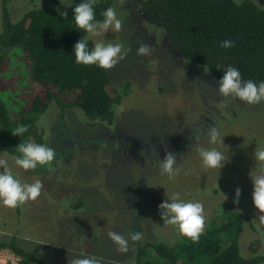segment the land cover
Listing matches in <instances>:
<instances>
[{"label":"rangeland","instance_id":"rangeland-1","mask_svg":"<svg viewBox=\"0 0 264 264\" xmlns=\"http://www.w3.org/2000/svg\"><path fill=\"white\" fill-rule=\"evenodd\" d=\"M59 1L74 5L77 0ZM253 1L264 7V0ZM46 4L47 0H9L8 8L17 20L30 8ZM113 6L123 21L122 30L87 34L86 39L122 43L127 50L126 58L108 70L113 86L129 84L114 125L90 127L81 112L67 110L62 115L51 105L38 123L43 144L56 151L50 165L25 171L13 157L0 153L22 183L38 179L43 184L35 201L17 208L0 203V225L7 223L0 226V237H15L50 264H69L89 255L102 258V264H127L136 244L172 243L181 235L163 222L158 207L179 194L185 202L203 204L204 230L223 203L244 214L248 221L239 238L241 253L264 257V226L258 224L264 213L252 202L251 178L264 170V163L254 158L255 151L264 149V102L249 105L221 96L215 80L183 61L162 31L146 25L134 0L122 6L114 0ZM140 42L152 46L151 55H137ZM212 126L219 130L222 144L209 142ZM199 147L223 153V167L205 168ZM166 152L176 156L178 172L172 178L160 169ZM237 188L241 195L234 204ZM64 199L86 206L72 209ZM109 231L125 237L136 231L143 239H129L128 252L120 253Z\"/></svg>","mask_w":264,"mask_h":264},{"label":"trees","instance_id":"trees-1","mask_svg":"<svg viewBox=\"0 0 264 264\" xmlns=\"http://www.w3.org/2000/svg\"><path fill=\"white\" fill-rule=\"evenodd\" d=\"M47 2L13 20L9 0H0V153L11 157L19 155V143H44L38 123L51 105L62 115L67 110L81 112L90 127L93 123L110 127L129 90L128 83L113 86L108 70L76 63L74 44L86 39L87 33L76 26L73 9L83 0L74 5ZM134 2L146 25L162 31L183 61L203 69L217 83L229 65L240 71L244 81L264 82V7L255 1L242 0L240 7L233 0ZM113 3L97 0L96 20H102V12ZM63 12L67 17L61 16ZM224 40H232L234 47L221 48ZM86 41L91 50L95 43ZM20 124L28 125V131L12 135ZM74 203L68 206L76 210L86 206ZM247 221L223 203L198 241L183 235L172 243L144 241L136 244L127 264H263L262 255L241 253L239 238ZM0 249L18 255L20 264H50L19 245L15 237H0Z\"/></svg>","mask_w":264,"mask_h":264},{"label":"clouds","instance_id":"clouds-1","mask_svg":"<svg viewBox=\"0 0 264 264\" xmlns=\"http://www.w3.org/2000/svg\"><path fill=\"white\" fill-rule=\"evenodd\" d=\"M117 2L122 6L126 0H117ZM96 3L97 0H83L73 9L76 26L92 35L107 33L109 30L120 32L123 28V21L118 18L115 7H108L102 12L103 19L96 20L94 13ZM233 3L236 7H240L242 0H233ZM67 15V12L61 13L63 17H67ZM220 47L225 49L234 47V42L224 40L220 43ZM153 50L150 44L140 42L137 55L149 56ZM126 55L127 50L122 43L97 42L91 50L85 38L74 44L76 63L97 65L104 70L112 69L120 60L125 59ZM218 84V92L225 98H238L249 105L264 102V82L257 84L252 80H242L240 71L234 66H227ZM27 131L28 125L20 124L11 134L22 136ZM207 136L210 143L215 144L219 141L222 144L220 132L215 126L208 129ZM16 149L19 155L13 157L14 163L25 171L34 170L38 165H50L56 158L55 149L47 144L19 143ZM197 151L205 168L220 169L226 161L225 155L215 148L199 147ZM254 158L256 161L264 163V149L255 151ZM175 165L176 156L171 152H166L160 163L162 174H167L170 178L174 177L178 172ZM0 169H3L0 172V203L3 206L17 208L28 201H35L41 195L43 184L40 180L37 179L33 183H22L12 174L6 159H0ZM251 178L253 184L252 202L260 213H264V170L255 176H251ZM240 195L241 190L237 188L233 200L234 204L239 203ZM158 207L161 210L160 216L164 223L175 226L181 235L194 242L199 240L205 227L202 203L185 202L180 199L179 194H173L170 201L165 199ZM258 224L264 226V215H259ZM107 235L120 253L128 252L129 239L132 242H140L143 239L142 233L136 231L131 232L128 237L115 231H109ZM69 264H102V258L89 255L73 258Z\"/></svg>","mask_w":264,"mask_h":264},{"label":"built area","instance_id":"built-area-1","mask_svg":"<svg viewBox=\"0 0 264 264\" xmlns=\"http://www.w3.org/2000/svg\"><path fill=\"white\" fill-rule=\"evenodd\" d=\"M0 264H20V257L9 249H0Z\"/></svg>","mask_w":264,"mask_h":264},{"label":"flooded vegetation","instance_id":"flooded-vegetation-1","mask_svg":"<svg viewBox=\"0 0 264 264\" xmlns=\"http://www.w3.org/2000/svg\"><path fill=\"white\" fill-rule=\"evenodd\" d=\"M216 82V81H215ZM218 84V83H217Z\"/></svg>","mask_w":264,"mask_h":264}]
</instances>
